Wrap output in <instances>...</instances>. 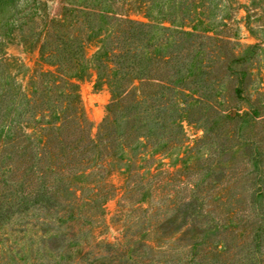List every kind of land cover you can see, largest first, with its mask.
Returning <instances> with one entry per match:
<instances>
[{
    "label": "trees",
    "instance_id": "trees-1",
    "mask_svg": "<svg viewBox=\"0 0 264 264\" xmlns=\"http://www.w3.org/2000/svg\"><path fill=\"white\" fill-rule=\"evenodd\" d=\"M81 6L64 3L58 16L36 27L32 39L52 68L36 70L28 87L7 71L5 55L0 60L5 65L0 68V226L15 215L38 217L46 226L35 233L36 248L0 247V264L10 259L11 264H209L208 255L225 251L200 246L208 241L196 237L164 235L163 214L141 204L147 196L156 202L165 198L173 171L144 181L136 167L129 169L116 213L123 220L122 238L98 239L94 230L105 222V204L115 196L109 176L124 167L127 154L143 146L168 150L183 144V121L198 112L206 132L198 142L204 143L219 129L240 138L238 125L245 117L262 118L258 105L250 103L243 113L239 102L232 95L223 98L219 88L220 79L231 74L240 97L248 72L237 65L250 57L235 52L230 39L200 32L197 22L155 25L120 12L115 4ZM18 27L28 42L25 24ZM90 45L96 47L91 57ZM91 66L97 68V83L111 92L96 134L80 95ZM186 182L189 195L170 197L165 212L199 213L197 184ZM87 224L93 237L81 241ZM259 229L254 245L260 244ZM246 261L241 264H260Z\"/></svg>",
    "mask_w": 264,
    "mask_h": 264
},
{
    "label": "rangeland",
    "instance_id": "rangeland-1",
    "mask_svg": "<svg viewBox=\"0 0 264 264\" xmlns=\"http://www.w3.org/2000/svg\"><path fill=\"white\" fill-rule=\"evenodd\" d=\"M64 3L73 7H83L84 3L89 6L115 4L121 8L120 12L137 20L155 25L169 24L168 21H175V25L197 22L200 32L230 39L235 52L250 57L242 66L237 65L248 76L245 90L238 97L233 78L227 73L220 79L222 97L232 95L242 112L254 103L264 117V0H0V60L4 55L7 57V71L25 87L36 70L52 68L43 61L32 38L36 37V27L58 16ZM20 23L25 24L28 42L22 38ZM248 45H257V48L249 50ZM95 51V45H90L88 55L91 57ZM4 66L0 64L1 69ZM80 95L92 133L96 134L107 114L111 92L108 85L97 83L95 66H91L88 76L81 81ZM192 118L183 121L186 135L183 144L168 150L143 146L127 154L124 167L109 176V182L116 187L115 196L107 200L105 222L94 234L98 239L111 241L122 238L123 220L116 213L129 182V169L136 167L144 181L162 171H173V182L166 187L164 199L156 202L153 197L152 200L147 196L144 201L140 198L144 207L156 208L152 211L154 214H163L160 221L163 234L180 237L177 240L196 237L208 241L200 246H219L225 251L221 256L208 255L209 264H241L251 261L249 257L255 259L251 262L264 264V119L255 121L245 117L238 125L240 138L230 137L219 129L213 140L204 143L198 142L206 135L203 117L198 112ZM186 181L197 184L196 194L201 198L199 213L191 217L187 210L165 212L163 208L170 197L180 199L189 195ZM38 219L15 215L11 222L0 226V247L6 251L21 244L36 248L40 239L35 233L37 230L41 233L46 227ZM90 226H85L81 241L93 237ZM258 229L262 230L260 244L254 245ZM48 233L46 237L52 234Z\"/></svg>",
    "mask_w": 264,
    "mask_h": 264
}]
</instances>
